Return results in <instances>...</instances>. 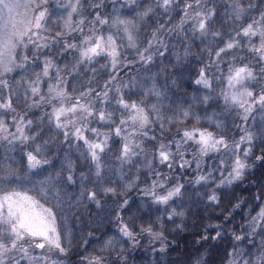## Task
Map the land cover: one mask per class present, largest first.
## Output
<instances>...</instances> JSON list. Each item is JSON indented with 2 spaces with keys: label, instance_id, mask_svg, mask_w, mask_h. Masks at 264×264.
Wrapping results in <instances>:
<instances>
[{
  "label": "trees",
  "instance_id": "trees-1",
  "mask_svg": "<svg viewBox=\"0 0 264 264\" xmlns=\"http://www.w3.org/2000/svg\"><path fill=\"white\" fill-rule=\"evenodd\" d=\"M48 0L44 5L48 9L47 35L55 36L57 32H64V22L57 7ZM151 0H137L132 4L129 0H103L99 9L92 5L100 4L101 0H82L84 11L78 17H84L88 23L85 24V33L92 28V19L97 11L103 16L122 19H134L138 12L143 11L150 4ZM187 0H179L174 5L175 11L171 14V21L167 27L174 26L183 15L181 9ZM252 0H245V4ZM258 10L264 9V3L256 0ZM232 0H210L206 5L207 9H215L216 15L210 24V31H220L224 34V40L228 39V33L237 27L226 15L231 12L230 4ZM154 6V5H152ZM250 13L249 15H255ZM168 19L163 15L162 9H157L150 17L143 21L137 20L140 24L141 47L146 46V41L151 38V32L158 24H163ZM248 22L245 19L244 24ZM243 26V25H239ZM99 28V26H96ZM192 24L186 25L183 34L165 35L164 37L168 48L164 56H154L153 62L149 65L142 63L131 64L129 67L122 68L118 73V78L112 87L128 85L122 89L124 98L131 101L144 100L146 106L157 104V98L145 96V92L155 88L162 94V114L172 116L174 112L186 110L191 106L196 116L201 118L199 124L194 117L189 118L184 123H174L169 126V131L164 133V142L180 137L176 135L177 129L200 127L211 131L216 136H225L230 142L239 140L244 133L238 125L244 122L237 115L238 109H227L219 93L224 85L221 82H213V90L205 89L202 85H197L195 80L198 78L199 69L209 62L206 51L209 47H223V41L217 39L213 41L211 35L201 38L199 33L192 35L189 29ZM114 31V30H111ZM108 27L103 28V34H109ZM99 34V33H98ZM81 36L76 33L67 36L68 42H79ZM253 43L258 40L253 38ZM63 40L58 45L37 52L32 46L20 51V60L23 55L29 58L28 63L23 69L17 68L12 73L7 74L4 79L9 81L12 91L17 95L13 97L14 112H7L3 119L9 125V131H15L12 124V117L23 116L26 121H32V126L26 128V134L35 135L36 140L29 147L19 144H8L7 141H0V166L5 169L11 168L20 176L27 175L26 180L11 181V187L17 191L27 192L48 208H53L57 216L58 229L61 232L62 244L67 249V254L60 256L53 254L54 259L62 261V264H88L84 257L101 256L103 264H228L234 246L244 252L249 258L259 255V241L264 239V231L257 229L258 235L255 238L249 237L243 241H235V235L247 234L251 231L247 222L251 220L259 211L260 205L264 204V161H256V156L264 151V110L257 108L247 121V130L252 132L255 137L253 151L247 161L252 167L245 173L241 181L234 183L230 187L216 189L215 184L196 185L191 183L198 174L195 163L190 167L181 170L178 166L170 173L167 165H159L157 160H153V153L160 141V128L158 123L151 126L148 135L157 136L156 141L145 137H139L143 141L142 147L144 154L134 158L131 164H121L116 157L123 143L122 137L114 134L109 140V148L102 154V172L99 178L96 177V167L87 158L82 141L69 139L65 141L62 129L55 127V121H50V114L53 106L58 107L59 101L53 104H41L39 107H30L32 100L39 97H32L25 100V82L35 78L43 68L46 59H51L54 65L61 69V75L65 77V91L69 97H76L81 92L89 88H95L103 92L104 82L110 77V63L107 68L101 65L108 63L105 58H99L92 65H83L74 71V66L79 59L78 52L74 50L63 51ZM157 51V49H153ZM159 51H164L160 48ZM187 52V55L185 54ZM214 55V53H213ZM233 55L243 56L244 60H237L238 64L249 63L252 61V54L246 48L234 49L225 60H230ZM127 57L128 61L137 59L135 51L129 49L124 51L122 59ZM179 57V59H178ZM19 62V61H18ZM220 67L227 71L228 65L222 64ZM95 69V72L92 71ZM258 70V69H257ZM69 73H72L69 75ZM50 74L55 77V71L50 70ZM219 74L215 68L208 72L209 77ZM55 79L43 80L41 83V95L48 96L49 84H54ZM261 81L255 85V90L259 92ZM251 87V86H250ZM9 89L0 91V96L7 97ZM30 95V94H29ZM120 94L110 93L113 100L112 104L97 103L95 108L99 111L107 108L109 111L116 110V123L108 126L93 120L90 127L97 128L101 132H111L120 119H127L131 114L118 109L115 101ZM210 96L207 104L202 103L203 97ZM87 99H92L89 97ZM86 102V101H85ZM75 103L74 99L66 101L71 106ZM212 116L217 121L223 122V129L218 130L214 123H209L205 117ZM71 119V116L68 117ZM131 130V122H129ZM89 139H95L92 133L85 132ZM47 142V143H45ZM35 144L43 145L42 156L40 159H47L48 164L40 168L29 171L27 168L26 151L32 150ZM79 144L80 147H76ZM198 146L189 144L185 151V159H192V153ZM243 147H247L244 145ZM172 151H176L175 145ZM213 159H219L217 154L211 153L203 157L205 165H212ZM148 160H153V169L169 177V187L177 183L184 184L181 195L175 197L167 205H157L152 203V199L144 196L141 192L147 185L155 179L146 167ZM179 160V157H177ZM211 170L205 167L204 172ZM72 180L69 181L68 177ZM219 177V173L215 174ZM135 180V184L127 187L130 182ZM112 187L116 189V195L105 194L104 189ZM43 189L46 193L41 195L39 190ZM219 197V203L208 200V196L213 193ZM95 191L96 201L89 200L87 193ZM260 200L257 201L256 197ZM128 200L124 208L120 205ZM240 203L239 208L234 206ZM175 210L176 213L169 219V214ZM119 215L125 222H131L132 230L136 234L138 243L126 237H122L118 231ZM229 213L231 215L229 216ZM228 216V220L225 217ZM152 225L155 232H162L161 239H154L148 233H140L141 226ZM209 225H219V227H209ZM221 236L216 240L211 239L217 232ZM207 236L205 240L203 237ZM110 239L116 242L106 246ZM253 239V243L249 240ZM163 249V250H161ZM41 251V250H35ZM20 264H27L21 260Z\"/></svg>",
  "mask_w": 264,
  "mask_h": 264
},
{
  "label": "snow or ice",
  "instance_id": "snow-or-ice-1",
  "mask_svg": "<svg viewBox=\"0 0 264 264\" xmlns=\"http://www.w3.org/2000/svg\"><path fill=\"white\" fill-rule=\"evenodd\" d=\"M47 2L48 0H0V91L9 89L7 97L0 96V141H7L10 145L18 142L29 147L36 140L35 135L26 134V128L32 126V121H26L23 116H19V118L13 116L11 122L15 125V131L12 132L9 131V125L3 119L5 113L15 111L13 97L17 95L11 90L9 81L4 77L17 68L23 69L29 61L26 54L20 60V51L32 46L39 52L42 49L58 45L63 40V51L74 50L79 54L74 71L83 65H92L99 58H105L108 62L101 65V68H107L110 63V77L104 82V91L99 92L95 88H89L76 97H69L64 88L66 79L60 74L61 69L56 67L51 59H46L42 71L37 73L33 80L25 82L24 99L27 101L32 97H39L38 100H32L30 107H39L41 104L54 105L55 101L60 102L58 107L53 106L50 121L54 120L55 127L64 130L65 141L75 139L83 142L85 152L82 155L86 154L87 158H90L95 165L97 178L101 176L102 172V154L108 150L109 140L113 134L123 139L116 159L122 165L131 164L134 162V158L145 152L142 147L143 141L138 139L139 137H145L152 141L157 140L156 135L151 137L148 135L149 128L157 123L160 128L161 142L156 146L153 160H157L159 165L166 164L170 173L177 166L184 170L195 163L196 171L203 174L196 175L191 183L201 185L211 182L215 184L216 189L230 187L244 178L245 173L252 167L247 161L253 151L255 140L252 132L247 130V121L257 108L264 110V84H261L259 92L255 90V85L264 81V9L258 10L256 0L247 4H245V0H232L231 12L226 15L237 27L228 33L227 40H224L222 32L210 31V24L216 15L215 9L206 8L210 0H187L181 9L183 15L172 27H167V24L171 21L172 12L175 11L173 6L179 0H151L149 6L138 12L134 19H122L119 16L116 18L102 17L101 13L97 11L90 22L93 27L88 29L87 34L85 33V24L88 22L84 17L73 22V16L85 10L82 0H69V3L64 5L68 12L64 24L65 31L57 32L55 36L46 34L48 31L46 27L48 9L44 5ZM102 2L103 0L100 4H94L92 7L99 9ZM129 2L136 4L137 0H129ZM260 2L264 3V0H260ZM157 9H162L163 15L168 19L165 23L157 25L151 32V38L146 41V46L141 47L143 41L140 35V24L137 23V20L143 21L145 18H150ZM250 13L256 14L250 16ZM245 19L248 20L246 24H244ZM189 23L192 24L189 31L193 36L199 33L201 38L211 35L213 41L217 39L223 41V47H209L203 50L207 52L209 62L199 69L195 83L210 91L213 90L214 81L224 85L218 94L219 97L223 99L225 108L238 109L237 115L244 122L243 125H238L244 133L239 140L230 142L223 135L216 136L207 129L192 127L177 129L176 135L180 138H172L164 142L163 134L169 131V126L172 124L184 123L192 117L199 124L201 118L195 115L191 106L186 110L174 112L172 116H165L161 111L162 94L155 88L145 92V96L154 95L157 98V104L146 106L144 100L129 102L124 98L122 89L128 85L112 87L122 68L135 63L149 65L153 62L154 56L165 55L168 45L161 33L181 35ZM97 25L99 28L96 27ZM105 26L110 29L107 35L103 34ZM76 33L82 37L78 43H70L65 39V37ZM253 38L258 40V43H253ZM160 48H163L164 51H159ZM245 48L248 53L252 54L254 63L250 61L238 64L237 60L242 61L244 57L236 55H233L230 60L224 59L232 50ZM129 49L135 51L136 60L128 61L127 57L121 58L124 51ZM153 49H157V51L154 52ZM185 54L187 55V52ZM222 64L228 65L226 72L220 67ZM213 68L219 74L210 78L208 72ZM50 70L55 71V77L50 74ZM92 71L95 72V69ZM71 74L69 73V75ZM53 78L55 83L49 84L46 98L41 95V83L45 79L52 80ZM110 93L120 94L115 101L118 109L131 114L127 119H120L111 132H101L89 125L93 120L108 126L116 123V110L109 111L107 108H102L97 111L95 108L97 103L112 104ZM89 97L92 99H87ZM71 99H74L75 103L66 107V101ZM210 99V96H205L202 103L207 104ZM69 116L71 119L68 118ZM204 119L209 123H214L218 130H222L224 127L222 121H217L212 116ZM129 122H131V130H129ZM85 132L92 133L95 139L86 137ZM189 144L198 146L192 153L191 160L185 159L186 152L181 150L186 149ZM173 145H175L176 151H172ZM244 145L247 147H243ZM76 147H80V145L77 144ZM42 149L43 145L35 144L32 150L25 152L29 171L49 163L47 159L38 158L42 156ZM211 153L217 154L219 159H213L211 166L205 165L203 157ZM153 160H148L146 167L149 168L150 174L155 179L141 192L144 196L150 197L153 204L167 205L175 197L181 195V190L185 185L177 183L175 186L169 187V177L153 169ZM256 161H264V151L261 155L256 156ZM205 167H210L211 170L204 172ZM217 172L219 177L215 176ZM13 179L19 181L26 180L28 177L27 175L20 176L11 168L5 169L0 166V264H20L21 260L27 261V264H62V261L53 258L54 253H58L60 256L67 254V249L62 244L56 213L53 208H44L37 199L28 195L27 192H20L12 188L11 181ZM68 180L71 181L72 177L69 176ZM133 184H135V180L126 185V188ZM104 192L106 195L109 193L116 195V189L112 187L105 188ZM39 193L46 194L43 189H40ZM96 195L95 191L87 193L89 200L99 204ZM208 200L219 203V197L215 194V190L208 196ZM256 200L259 201L260 197L257 196ZM127 204L128 200H124L120 208H124ZM240 206V203H237L234 207L239 208ZM38 207L40 211L36 210ZM174 215H183V213H176L173 210L169 214V219ZM230 215L231 213H229ZM228 218L226 216L225 220ZM116 219L119 221L120 235L138 243L131 222H125L119 212ZM247 224L251 231L247 234L235 235V241H243L249 237L255 238L258 235L257 229L264 231V204L260 205L259 211L251 217ZM209 227H219V225H209ZM140 233H148L154 239L163 237V233L155 232L152 225L141 226ZM220 236L221 232L218 231L211 239L216 240ZM203 239L207 240L208 237L205 236ZM115 242L110 239L106 242V246ZM249 243H253V239H250ZM228 255L230 257L228 264H264V239L259 241V255L254 258L245 256L244 252L235 246ZM82 259L87 260L88 264H103L101 256Z\"/></svg>",
  "mask_w": 264,
  "mask_h": 264
},
{
  "label": "rangeland",
  "instance_id": "rangeland-1",
  "mask_svg": "<svg viewBox=\"0 0 264 264\" xmlns=\"http://www.w3.org/2000/svg\"><path fill=\"white\" fill-rule=\"evenodd\" d=\"M50 2H52L57 8L58 12L61 14L63 22L65 24V21L67 20V15L68 12L65 9L64 5L69 3V0H51ZM45 7V6H44ZM70 10V9H69ZM80 19V17H78V15H74L73 16V22L75 23V21H78ZM82 39V37L80 38ZM59 106V105H58ZM66 107H70L69 104H65ZM21 192V191H20ZM29 195V194H28ZM40 205H42L44 208H48L45 205L39 203ZM37 211H40V208L38 207L36 209Z\"/></svg>",
  "mask_w": 264,
  "mask_h": 264
}]
</instances>
